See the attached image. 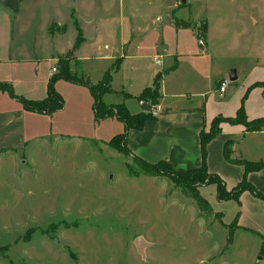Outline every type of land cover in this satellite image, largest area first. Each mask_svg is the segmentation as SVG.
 <instances>
[{"label": "rangeland", "instance_id": "obj_1", "mask_svg": "<svg viewBox=\"0 0 264 264\" xmlns=\"http://www.w3.org/2000/svg\"><path fill=\"white\" fill-rule=\"evenodd\" d=\"M22 1L15 11L0 12L1 60ZM33 10L36 27L51 24L53 33H66L64 40L78 32L83 41L85 25L83 70L93 79L132 33L146 32L150 49L161 32L174 48L176 32L165 24H188L198 34L204 22L195 21L196 15L212 19L219 48L230 42L239 58L260 49L264 77V0H38ZM143 61L149 69L150 59ZM54 90L64 107L52 123L36 120L45 139L0 153V264H264V251L257 256V244L231 226L234 204L218 201L215 185L197 184L207 202L201 205L189 187L149 175L103 142L125 133V123L96 122L90 91L65 81ZM139 237L149 244L142 253L135 244Z\"/></svg>", "mask_w": 264, "mask_h": 264}, {"label": "crops", "instance_id": "obj_2", "mask_svg": "<svg viewBox=\"0 0 264 264\" xmlns=\"http://www.w3.org/2000/svg\"><path fill=\"white\" fill-rule=\"evenodd\" d=\"M37 4L38 0H23L20 3L19 11L13 15L17 26L12 30V42L5 52L6 59H0V83L10 84L18 96L32 101L47 98L49 82L59 72V57L73 51L78 39L76 32V35L64 40L66 33H53L50 30L51 24L42 29L36 27L34 20L37 17L33 9ZM62 8L66 12L67 5L60 6ZM1 11L9 10L0 5ZM195 21L204 22L205 47L199 45L192 29L176 28L164 22L176 32L174 48L170 47L161 32L150 49L145 48L148 40L146 32L132 33L119 46L118 51L112 54L109 66L94 79L92 72L83 70L84 57L81 52L86 46L87 35L85 25H80L84 43L73 52L70 66L72 73L97 85L105 73L112 69L115 61L122 60L120 69L113 72V93L105 94L103 100L107 105L124 104L132 115L145 112L147 106L137 98L145 89L153 87L156 76L162 74L159 88L161 97L152 110L155 118L148 120L141 130H129L126 144L131 152L130 158L135 156L149 164L164 161L177 172L201 168V132H208L215 118H235L242 105L249 121L264 118V77L259 76L261 50L254 49L247 57L239 58L233 55V44L230 42L225 49L217 46L211 18L196 15ZM20 22L28 25L20 27ZM186 35H190V38ZM0 42L4 44V40L0 39ZM63 42L66 43L64 49L55 50V46ZM141 50L145 55L141 56ZM144 58L150 59L149 69ZM155 58H161L162 64L157 65ZM50 62L53 64L47 67ZM53 68H56L55 72ZM232 72L237 80L231 82L226 93L221 96L218 89L224 80H230ZM37 80H41V86H38L39 83L34 84ZM62 81L65 80L55 84ZM67 83L90 91L83 84ZM19 87L24 88L26 93H18ZM35 92L42 96L34 97ZM92 107L90 110L93 115ZM59 112L44 115L28 111L8 93L0 92V153L18 152L28 142L44 140V126H39L36 120L52 123ZM109 121L117 120L108 118L99 123ZM228 142L232 143V159L264 163V130L248 132L242 124L225 122L221 124L220 133L207 145L209 173L219 176L226 189L232 191L243 181L245 167L226 159L225 145ZM247 181L264 194V169L249 173ZM228 202L234 204V218L239 213L238 230L245 233V238L257 244L256 255L262 254L264 202L250 191L241 194L239 204L233 200ZM262 256L261 260H264V254Z\"/></svg>", "mask_w": 264, "mask_h": 264}, {"label": "trees", "instance_id": "obj_3", "mask_svg": "<svg viewBox=\"0 0 264 264\" xmlns=\"http://www.w3.org/2000/svg\"><path fill=\"white\" fill-rule=\"evenodd\" d=\"M179 26V23L176 24ZM202 30H204L205 25ZM180 27V26H179ZM182 27L189 28L188 24H184ZM79 37L76 41V44L73 48V51L68 53L62 58L58 59V66L60 70L55 74L50 82L48 87V96L42 101H32L18 96L13 87L10 84L0 83V92L8 93L12 99H15L21 102L25 109L31 112L38 114L51 115L63 109L64 102L62 97L54 90V84L59 80H65L74 84H83L87 86L95 98L92 110L94 114V119L96 122H101L108 118H116L119 121L125 123V133L115 136L112 140L109 141L111 147L117 151L122 152L127 156H131V152L127 147V134L129 130H141L144 127V124L155 118L152 111H145L136 115H132L127 107L124 104L108 106L104 103L103 97L107 93H113L111 88L113 72H116L120 69L122 60L117 59L111 70L107 71L103 77V80L93 86L90 84L89 80L77 75L72 74L70 71V58L73 55V52L79 47L83 41H79ZM162 74H159L155 78L153 87L147 88L144 92L137 98L141 103H149L151 106L158 105V101L161 97L159 93L160 81ZM244 101V100H243ZM229 122L231 124H242L246 127L248 132H260L264 130V118H260L254 121H249L245 110L244 105H242L237 111V116L235 118H224L217 117L213 120L211 128L208 132H201V150H202V166L200 169L189 170L185 172H177L172 166L167 162H159L157 164H149L142 161L141 159L132 156L133 160L136 161L143 170L149 175L155 176H167L174 181L177 185L181 187H186L192 190L193 197L199 202V204H207L205 199L200 195L198 187L204 184L206 185H215L217 191L218 201H236L239 204L240 196L245 191H250L255 197L261 199L264 202V194L259 192L253 185L247 181V175L254 171H260L264 169L263 162H250L244 159H232L231 158V146L232 143L228 142L225 145V157L226 159L234 164H240L245 167V177L243 181L232 191H228L223 180L215 175L210 174L207 168V145L212 141L221 131V124ZM120 141V142H118ZM190 182L193 185H190ZM199 184V186H197ZM239 213L234 218L231 226L237 227V219Z\"/></svg>", "mask_w": 264, "mask_h": 264}, {"label": "water", "instance_id": "obj_4", "mask_svg": "<svg viewBox=\"0 0 264 264\" xmlns=\"http://www.w3.org/2000/svg\"><path fill=\"white\" fill-rule=\"evenodd\" d=\"M19 4V0H0V5L3 6L4 8H6L9 11H15L18 7ZM237 78L235 76V73L232 72L230 74V81L234 82L236 81ZM149 108L146 107L145 111H148ZM135 244L137 246V249L140 253L143 252L144 248L147 247L149 244L147 241H145V239L143 237H139L136 239Z\"/></svg>", "mask_w": 264, "mask_h": 264}, {"label": "built area", "instance_id": "obj_5", "mask_svg": "<svg viewBox=\"0 0 264 264\" xmlns=\"http://www.w3.org/2000/svg\"><path fill=\"white\" fill-rule=\"evenodd\" d=\"M197 36V39H198V43L201 47H205V37H204V32L203 30L202 31H199L198 34H196ZM155 63L157 65H161L162 64V61H161V58H155ZM53 71L55 72L56 71V68H53ZM231 84V81L230 80H224L219 89H218V92L221 96H223L226 91L228 90L229 88V85Z\"/></svg>", "mask_w": 264, "mask_h": 264}]
</instances>
